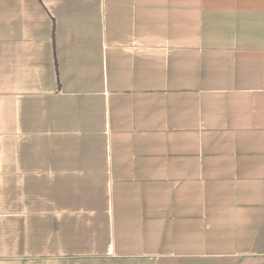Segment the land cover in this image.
Returning <instances> with one entry per match:
<instances>
[{
  "label": "crops",
  "instance_id": "1",
  "mask_svg": "<svg viewBox=\"0 0 264 264\" xmlns=\"http://www.w3.org/2000/svg\"><path fill=\"white\" fill-rule=\"evenodd\" d=\"M0 264H264V0H0Z\"/></svg>",
  "mask_w": 264,
  "mask_h": 264
}]
</instances>
